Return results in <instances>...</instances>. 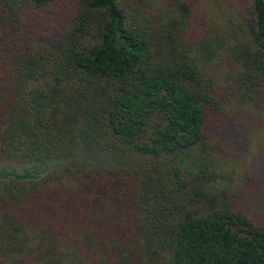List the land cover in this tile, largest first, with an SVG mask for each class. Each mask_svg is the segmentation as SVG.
I'll use <instances>...</instances> for the list:
<instances>
[{"label": "trees", "instance_id": "1", "mask_svg": "<svg viewBox=\"0 0 264 264\" xmlns=\"http://www.w3.org/2000/svg\"><path fill=\"white\" fill-rule=\"evenodd\" d=\"M224 3L0 0V264H264L215 142L264 123V0Z\"/></svg>", "mask_w": 264, "mask_h": 264}, {"label": "rangeland", "instance_id": "2", "mask_svg": "<svg viewBox=\"0 0 264 264\" xmlns=\"http://www.w3.org/2000/svg\"><path fill=\"white\" fill-rule=\"evenodd\" d=\"M195 4L205 22L221 21L225 17L224 11L230 12L224 0H195ZM246 112L231 110L224 115L229 125L225 134L220 133V137L215 138L222 147L216 159L219 170L236 182H240L247 171L258 176V187L247 208L252 216L261 219L264 216V123L260 124L259 118Z\"/></svg>", "mask_w": 264, "mask_h": 264}]
</instances>
